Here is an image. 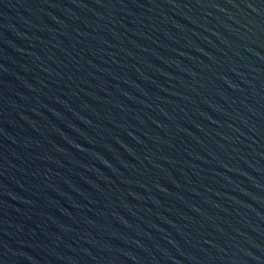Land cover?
Here are the masks:
<instances>
[{"label":"water","instance_id":"1","mask_svg":"<svg viewBox=\"0 0 264 264\" xmlns=\"http://www.w3.org/2000/svg\"><path fill=\"white\" fill-rule=\"evenodd\" d=\"M0 264H264V0H0Z\"/></svg>","mask_w":264,"mask_h":264}]
</instances>
